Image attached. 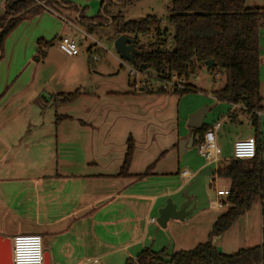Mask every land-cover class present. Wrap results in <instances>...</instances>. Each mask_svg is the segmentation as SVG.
<instances>
[{
  "label": "crops",
  "instance_id": "0c3cea01",
  "mask_svg": "<svg viewBox=\"0 0 264 264\" xmlns=\"http://www.w3.org/2000/svg\"><path fill=\"white\" fill-rule=\"evenodd\" d=\"M104 1L57 0L54 9L25 18L7 38L0 60V237L40 235L48 264H126L145 249L192 251L209 241L226 211H201L198 191L213 168L197 146L180 150L193 133L190 118L199 104L182 110L188 96L149 94L119 71L91 69L80 47L71 58L58 50L60 39L78 45L74 36L81 27L86 38L98 27L83 23L82 16L102 13L107 21L115 16L108 5L119 3L102 7ZM5 13L6 0H0V19ZM87 48L88 55L100 50ZM260 80L264 101L263 62ZM78 91L82 95L73 103L55 104L59 95ZM213 93L203 92L204 102L222 106ZM207 114L203 126L229 122L222 116L205 124ZM261 125L264 132V119ZM130 138L135 145L130 177H121ZM149 169L150 176L137 178ZM183 170L189 179L181 176ZM169 200L178 206L189 200L195 210L186 221H170L162 229L157 219ZM262 209V201H255L212 244L225 255L262 245Z\"/></svg>",
  "mask_w": 264,
  "mask_h": 264
},
{
  "label": "trees",
  "instance_id": "16d2710c",
  "mask_svg": "<svg viewBox=\"0 0 264 264\" xmlns=\"http://www.w3.org/2000/svg\"><path fill=\"white\" fill-rule=\"evenodd\" d=\"M45 7L34 0H6V13L0 19V60L4 55V46L9 35L29 16H36L48 9H54L57 0H41ZM63 3V0H60ZM111 0L103 2L102 7ZM125 4L134 0H114ZM172 3L168 21L174 26V51H164L161 47L150 52L138 51L134 62H127L137 71L154 69L162 80H171L173 75L183 79L185 90H176L173 94L184 95L193 92L189 81L194 77L197 67H206L205 63L213 60L216 66L211 73L225 77L224 87L213 94L215 98L229 105H239L241 109L233 114L232 122L242 115H250L261 110L260 32L264 28V7L247 9V0H168ZM48 8V9H46ZM106 12V9L104 10ZM100 13L98 16L81 21L97 22L98 26L109 24ZM123 17L110 19L116 33L134 39L138 48V36L156 33L157 42L165 43L161 37L166 33L161 29V21L148 17L141 21L124 22ZM88 31L92 29L88 27ZM155 43L152 47L160 46ZM41 45L42 41H38ZM145 68V69H143ZM149 94H169L164 90ZM81 92L61 94L55 104L68 105L76 101ZM67 117H57L62 121ZM254 137L257 140V156L253 160H233L224 162L218 175L230 184L231 195L227 198L228 209L218 218L209 236V241L192 251L168 254L166 250L153 252L142 251L137 258L129 259L126 264H264V132L259 127V120L254 117ZM210 126L193 131L197 146ZM127 153L119 176L130 177L129 169L134 155V141L129 139ZM150 176V169L137 176L144 179ZM256 199L263 203V243L258 247L240 250L234 255H225L212 244L214 237L221 236L232 228L236 221L252 209Z\"/></svg>",
  "mask_w": 264,
  "mask_h": 264
},
{
  "label": "rangeland",
  "instance_id": "374dc122",
  "mask_svg": "<svg viewBox=\"0 0 264 264\" xmlns=\"http://www.w3.org/2000/svg\"><path fill=\"white\" fill-rule=\"evenodd\" d=\"M264 7V0H247L246 8L247 9H257ZM172 3L168 0H134L125 4H109L108 11L112 14L114 11L116 17H123L124 22L130 21H141L148 17H156L161 21V29L166 34L161 37L162 41L165 40V43L157 42L156 33L152 32L148 35H139L138 42L139 46L136 48L137 51L150 52L153 51L157 47H161L164 51H174L175 43H174V34L175 29L174 26L168 21L169 16L171 15ZM85 12V9H84ZM112 18V17H111ZM82 32L77 33L74 37L76 38L79 47L81 48L80 57L86 59L90 64V68L93 70H103L106 73H116L121 72L122 75H126L130 82L134 84L136 82L137 85L141 86L143 80L147 79L150 85L155 87H161V82L157 79V73L154 69H148L147 71H143L144 73H138L137 77H133L129 75L130 70H134L135 68L129 65L127 62L121 59L119 54L115 49V41L120 37L114 29V26L110 24H105L104 26H98L94 29L91 36L88 38L85 37L83 32L87 33L84 27H81ZM161 44L160 46L152 47L151 45L155 43ZM89 45H93V48L100 49L98 52H94L92 55H88ZM260 47L261 53L264 56V28L261 29L260 32ZM96 54L100 56V61L96 62L92 60L93 55ZM264 61L261 59V65ZM260 65V66H261ZM88 67V63L86 64ZM115 71V72H114ZM94 72V71H93ZM144 74V75H143ZM129 76V77H128ZM194 77L196 79H194ZM189 81V85L193 88V92L188 94H184L182 96L188 98L183 100L182 110H185L187 106L191 103L199 104L201 107L197 110H201L205 107L210 106V111L207 114L205 124L213 122L216 118H222V116H229V107L227 104L222 103L221 105H217L215 101L209 100L204 102L206 98L203 92L212 94L215 91L220 90L225 84V77L217 76L215 79V74L211 73L207 67H197L196 73ZM207 94V95H208ZM214 101V102H213ZM202 104V105H201ZM204 104V105H203ZM196 111V112H197ZM248 115H240V119L235 122H227L223 124L222 129L217 134V143L223 152L224 147H228L226 151L221 155L222 160L230 161L233 158V143L234 141L241 140L244 138H248L250 136L255 135V128L252 125H249L247 122ZM232 146V147H231ZM197 151V148H195ZM196 153V152H195ZM211 176V173H210ZM199 194H202V205L201 211H211L212 206L215 204V192L210 187V177L208 181L200 188ZM260 199H256L258 202ZM213 211V210H212ZM220 212H216L217 214H222L223 210H219ZM43 250L46 252L45 242L43 240Z\"/></svg>",
  "mask_w": 264,
  "mask_h": 264
},
{
  "label": "built area",
  "instance_id": "2783aa9c",
  "mask_svg": "<svg viewBox=\"0 0 264 264\" xmlns=\"http://www.w3.org/2000/svg\"><path fill=\"white\" fill-rule=\"evenodd\" d=\"M39 5L45 7V4L41 0H34ZM48 9V8H46ZM49 10V9H48ZM58 50L66 57H74L80 52V48L77 43L69 38H62L57 41ZM93 61H99L100 57L96 54L92 57ZM139 72L136 69L130 70V76L137 77ZM144 75V74H143ZM215 75V79H217ZM161 87H155L149 84L147 79L143 80L141 87L149 92H157L164 90L169 93H174L176 90H185V81L180 79L177 75H173L171 80H162L157 76ZM262 109L253 112L248 115L247 122L249 125H254V117L259 120V127L262 128L261 122L264 119V101L261 105ZM241 109L239 105H232V109L229 112V116L225 120L232 121L233 114ZM239 116L237 117V119ZM236 119V120H237ZM224 121L215 122L210 126L208 131L205 133L203 139L197 145L198 153L205 161L212 166L213 170L210 176V187L214 190L217 201L212 206L215 210H227L228 205L226 203L227 198L231 195L230 184L227 180L221 178L218 175L219 167L224 163L221 158L222 151L217 143V134L222 129ZM262 131V129H261ZM258 144L254 136L237 140L233 144V160L247 161L253 160L257 156ZM181 176L184 179L191 177L187 170L181 172ZM156 221L153 219L152 223ZM13 264H45V252L43 250V239L40 235H19L13 239ZM88 264H99L97 260Z\"/></svg>",
  "mask_w": 264,
  "mask_h": 264
},
{
  "label": "water",
  "instance_id": "95a60500",
  "mask_svg": "<svg viewBox=\"0 0 264 264\" xmlns=\"http://www.w3.org/2000/svg\"><path fill=\"white\" fill-rule=\"evenodd\" d=\"M115 49L121 59L125 61L134 62L135 57L138 55V51L135 48V41L125 35L120 36L115 41ZM205 66L211 70L216 64L213 60H209L205 63ZM145 69V68H143ZM208 107H205L197 111L190 118L189 128L193 131L203 129V121L208 112ZM197 140L194 133L191 134L190 138L180 144L181 153L187 148V146L192 147ZM194 208H190V201L186 200L180 206L174 204L172 200L167 201L166 206L159 211V217L157 219V224L162 229L167 228L170 221L184 222L189 218L193 212ZM49 256L45 254V264H48ZM0 264H13V240L4 239L0 237Z\"/></svg>",
  "mask_w": 264,
  "mask_h": 264
}]
</instances>
